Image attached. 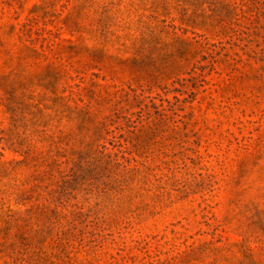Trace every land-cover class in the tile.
Returning <instances> with one entry per match:
<instances>
[{
  "label": "rangeland",
  "instance_id": "1",
  "mask_svg": "<svg viewBox=\"0 0 264 264\" xmlns=\"http://www.w3.org/2000/svg\"><path fill=\"white\" fill-rule=\"evenodd\" d=\"M0 264H264V0H0Z\"/></svg>",
  "mask_w": 264,
  "mask_h": 264
}]
</instances>
